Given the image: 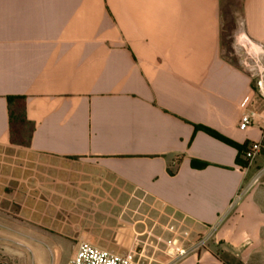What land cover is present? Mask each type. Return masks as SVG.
I'll return each mask as SVG.
<instances>
[{
  "label": "crops",
  "instance_id": "1",
  "mask_svg": "<svg viewBox=\"0 0 264 264\" xmlns=\"http://www.w3.org/2000/svg\"><path fill=\"white\" fill-rule=\"evenodd\" d=\"M228 9L264 47V0H0L4 264L25 263L7 243L90 234L118 236L123 249L135 236L199 234L203 247L161 264H264L261 71L223 52ZM12 96L25 98L29 175L7 155L21 148L11 142ZM200 128L262 152L242 167L235 146Z\"/></svg>",
  "mask_w": 264,
  "mask_h": 264
},
{
  "label": "rangeland",
  "instance_id": "2",
  "mask_svg": "<svg viewBox=\"0 0 264 264\" xmlns=\"http://www.w3.org/2000/svg\"><path fill=\"white\" fill-rule=\"evenodd\" d=\"M237 7H239L237 5ZM233 21L237 23V27L234 29L233 25L231 28H226L225 31V41L226 48L225 54L237 65L247 68V70L252 69L253 67L259 69L261 72L264 71V47L260 46L249 40L243 30V18L242 12L238 9L234 11ZM241 63V64H240ZM27 133V132H26ZM21 148H15L7 151V155L10 156L11 160H16L20 163H23V174L29 175L36 168L37 164L36 156L28 153L26 148L28 146V135L24 136L23 143L20 145ZM8 158V157H7ZM9 159V158H8ZM10 160V159H9ZM74 178V177H73ZM72 181V180H71ZM74 183L71 182V186ZM77 185V184H76ZM78 188H85V181L79 182L77 185ZM87 188V187H86ZM91 188V187H90ZM95 188V187H94ZM98 188V187H96ZM93 190V189H92ZM75 192L78 194V189H75ZM75 194V197L76 195ZM76 206V204H73ZM73 217L72 219H75ZM74 221L79 222L78 218ZM89 225H92L94 222H105V220H95V219H86L85 220ZM63 238L55 237V241L52 243H35L33 241L27 240L24 242L26 245L18 246L11 243L6 244L5 251L14 256L22 258L24 264H32L34 261L35 264H38L40 261L42 264H65L72 250L71 241L78 243L79 241H89L94 242V240L99 241L100 245L108 247L115 251L116 253H125L132 248V246L137 242L139 244V250H142L145 258L143 259L146 264L151 261V264H161V262L170 258V254L167 252L166 245L163 241H160V238L163 236L160 235H141L135 236L132 244L128 249L120 248L117 244L116 238H119L115 235H67L62 236ZM166 237V236H165ZM182 244L186 247H203V235H193V242L190 240L188 235H179ZM167 238H164L166 240ZM5 252L0 248V264L5 262ZM33 260V261H32Z\"/></svg>",
  "mask_w": 264,
  "mask_h": 264
},
{
  "label": "built area",
  "instance_id": "3",
  "mask_svg": "<svg viewBox=\"0 0 264 264\" xmlns=\"http://www.w3.org/2000/svg\"><path fill=\"white\" fill-rule=\"evenodd\" d=\"M257 90L264 96V71L257 76ZM255 112H249L241 117L239 128L247 130L255 117ZM262 152V144L254 142L248 144L242 153V159L248 162L250 166ZM258 181V179L256 180ZM166 245L167 252L171 255L170 258H184L193 249L182 244L179 235L168 238L163 241ZM139 244L135 242L130 250L125 253H116L108 249L97 247L89 242L81 241L76 245L75 253L67 264H146L142 250H139ZM151 264V261L148 262Z\"/></svg>",
  "mask_w": 264,
  "mask_h": 264
},
{
  "label": "trees",
  "instance_id": "4",
  "mask_svg": "<svg viewBox=\"0 0 264 264\" xmlns=\"http://www.w3.org/2000/svg\"><path fill=\"white\" fill-rule=\"evenodd\" d=\"M233 0H228L229 5H232ZM231 8V7H229ZM234 16V11L231 9H228L227 11H223V21H222V27H221V35H222V48L223 52L225 53V48H226V41H225V31L226 28H231L233 25L234 29L237 27V23L234 22L233 20ZM235 63V62H233ZM8 103L10 107V126H11V142L15 144L21 145L24 140V136L27 134L26 133V127L28 125L26 116H25V98L21 96H12L8 98ZM203 131H205L207 134L210 136L226 143L232 146H235L239 152L240 156L237 159V162L239 163L240 166L242 167H248V162H245L242 159V153L246 149V146L244 148H239L236 146L233 142L230 140L226 139L225 137L221 136L220 134L209 130L207 128H200ZM193 167L195 168H203L205 165L204 164H199V163H193Z\"/></svg>",
  "mask_w": 264,
  "mask_h": 264
}]
</instances>
